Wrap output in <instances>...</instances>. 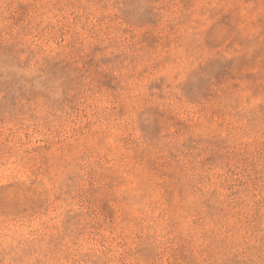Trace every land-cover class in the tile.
Here are the masks:
<instances>
[{
  "label": "rangeland",
  "instance_id": "374dc122",
  "mask_svg": "<svg viewBox=\"0 0 264 264\" xmlns=\"http://www.w3.org/2000/svg\"><path fill=\"white\" fill-rule=\"evenodd\" d=\"M0 264H264V0H0Z\"/></svg>",
  "mask_w": 264,
  "mask_h": 264
}]
</instances>
